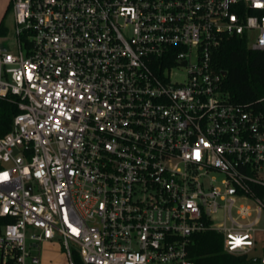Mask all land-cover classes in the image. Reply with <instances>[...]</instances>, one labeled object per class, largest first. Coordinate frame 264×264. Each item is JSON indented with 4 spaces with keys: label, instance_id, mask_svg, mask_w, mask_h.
Returning <instances> with one entry per match:
<instances>
[{
    "label": "built area",
    "instance_id": "2783aa9c",
    "mask_svg": "<svg viewBox=\"0 0 264 264\" xmlns=\"http://www.w3.org/2000/svg\"><path fill=\"white\" fill-rule=\"evenodd\" d=\"M10 6L0 264H39L44 242L68 264H193L191 237L206 230L264 264V95L231 101L212 63L233 36L264 52V0Z\"/></svg>",
    "mask_w": 264,
    "mask_h": 264
},
{
    "label": "trees",
    "instance_id": "16d2710c",
    "mask_svg": "<svg viewBox=\"0 0 264 264\" xmlns=\"http://www.w3.org/2000/svg\"><path fill=\"white\" fill-rule=\"evenodd\" d=\"M11 6L9 5L8 9ZM6 29L0 24V35ZM213 66L225 72L222 87L231 101L255 106L264 95V52L247 47L243 38L229 37L212 54ZM17 108L0 100V135L10 130V121ZM189 256L193 264H252L253 257L232 255L223 250V237L214 230L199 232L191 237ZM74 264H85L73 255Z\"/></svg>",
    "mask_w": 264,
    "mask_h": 264
},
{
    "label": "rangeland",
    "instance_id": "374dc122",
    "mask_svg": "<svg viewBox=\"0 0 264 264\" xmlns=\"http://www.w3.org/2000/svg\"><path fill=\"white\" fill-rule=\"evenodd\" d=\"M10 1L11 0H0V24L6 29V34L0 36V42L7 43L9 49L13 51L12 39L14 37V22L12 11L10 8L8 9ZM253 37V33H251L250 42L253 41ZM256 238L258 244L264 243V233H258ZM34 253L39 256V264H68L67 256L58 242L40 243L34 249Z\"/></svg>",
    "mask_w": 264,
    "mask_h": 264
},
{
    "label": "water",
    "instance_id": "95a60500",
    "mask_svg": "<svg viewBox=\"0 0 264 264\" xmlns=\"http://www.w3.org/2000/svg\"><path fill=\"white\" fill-rule=\"evenodd\" d=\"M223 75H225V72H222Z\"/></svg>",
    "mask_w": 264,
    "mask_h": 264
}]
</instances>
